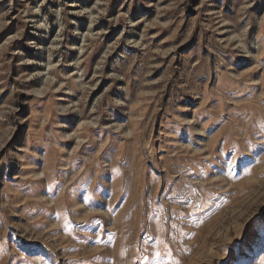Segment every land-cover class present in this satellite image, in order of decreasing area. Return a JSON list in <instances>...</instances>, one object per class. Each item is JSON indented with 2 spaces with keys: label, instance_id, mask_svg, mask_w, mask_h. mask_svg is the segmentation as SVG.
<instances>
[{
  "label": "rangeland",
  "instance_id": "374dc122",
  "mask_svg": "<svg viewBox=\"0 0 264 264\" xmlns=\"http://www.w3.org/2000/svg\"><path fill=\"white\" fill-rule=\"evenodd\" d=\"M0 264H264V0H0Z\"/></svg>",
  "mask_w": 264,
  "mask_h": 264
}]
</instances>
